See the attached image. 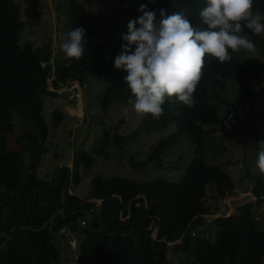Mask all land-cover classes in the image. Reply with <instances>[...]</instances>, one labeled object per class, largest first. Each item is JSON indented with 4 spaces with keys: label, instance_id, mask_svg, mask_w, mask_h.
Masks as SVG:
<instances>
[{
    "label": "trees",
    "instance_id": "1",
    "mask_svg": "<svg viewBox=\"0 0 264 264\" xmlns=\"http://www.w3.org/2000/svg\"><path fill=\"white\" fill-rule=\"evenodd\" d=\"M56 1L55 10L59 5V0H54V6ZM188 3L195 14L184 16L194 28H204L199 15L203 9L199 7L206 6V0H158L148 4L147 10L154 11L159 18L160 9L172 15L175 6L185 7ZM253 13L264 17V0H253ZM140 15L132 9L129 14L132 20ZM114 19L116 23L112 25L102 13L72 0L64 40L66 33L83 27L85 51L79 60L57 55L53 82V88L60 89L78 80L83 88L85 77L102 78L107 84L100 100L105 113L116 104L132 106L128 103L132 93L123 79L127 73L114 67L115 57L121 51L116 15ZM24 27L19 6L12 0H0V264H59L57 241L64 229L63 233L71 231V240L76 241L77 264H173L174 257L192 264H264V227L259 228L255 220L256 210L264 208V177L252 178L256 180L251 191L255 201L239 205L229 217H207L218 215L219 211L217 207L212 210L206 202L209 188L214 189L216 201H225L237 195L240 185L224 165L211 166L203 159L208 139L222 125L218 105L236 108L235 115L239 116L235 99L228 102L224 98L233 82L242 88L238 89L237 99L248 102L244 103L248 112L244 127L249 137L255 139L264 109L256 119L252 118V110L247 108L254 105V88L243 89L255 82L262 85L264 71L247 69L241 57L231 50V60L225 63L206 54L204 75L193 94L197 101L194 107L176 102L175 97L171 102L166 98L162 106L164 115L159 120L142 114L138 127L121 135L119 128L126 119L122 120L114 132L104 129L96 151L97 156L109 159L110 149L124 152L143 137L173 128L156 143L148 160L136 166L153 163L162 167L168 151L186 136L195 147V159L184 178L180 182L161 178L141 183L98 176L91 180L89 195L82 198L75 194L83 180L81 167L91 169L95 164V157L84 150L76 149L73 171L69 166L58 168L51 181L37 176L40 161L47 153L45 142L50 131L43 116V97L54 99L59 94L47 91L52 76V45H21ZM242 34L254 41L255 49L264 57V33L255 35L244 29ZM15 115L19 116L22 128L18 135ZM52 116L54 124L64 120L61 111ZM259 143L255 139L251 146L260 150ZM167 169L176 171L180 165ZM247 176L252 177L249 171ZM90 200H102L100 208ZM205 222L210 229H216L215 241L193 232ZM76 231L83 235L82 239L73 236Z\"/></svg>",
    "mask_w": 264,
    "mask_h": 264
},
{
    "label": "rangeland",
    "instance_id": "2",
    "mask_svg": "<svg viewBox=\"0 0 264 264\" xmlns=\"http://www.w3.org/2000/svg\"><path fill=\"white\" fill-rule=\"evenodd\" d=\"M12 1L19 6L21 18L25 22V27L21 34V45L32 43L34 48H46L49 44L52 45L53 20L49 10L48 0ZM75 1L83 4L90 11L102 13L110 20L112 25L116 23V19H114L116 15L117 21L119 22L118 38L122 44L124 43L122 35L127 33V24L132 20V17H130L131 15L129 16L131 9L136 11L141 5L147 6L158 0ZM71 2L72 0H59V11L58 9L56 10V22L59 27L56 51L61 59L69 58L62 51L61 46L65 42L64 33L68 29V8ZM57 4L58 2L56 1L54 7H56ZM204 7L205 5L199 8L203 9ZM200 9H198V6L195 7L196 11ZM177 12L184 13V15L195 14L192 7L189 6V3L185 7L175 6L174 10L171 11L172 14ZM262 21H264V19H262ZM236 55L241 57L240 59L247 69L257 71V68H260L261 71H264V57H261L257 49L252 51L241 49ZM70 82H68V84ZM231 84L233 85H229L228 93L224 98L228 102L235 99L233 102L238 106L237 110L239 116L235 115L236 108L229 109L226 106H221V104L218 105V102L214 101V103L219 106L218 110L222 125L217 127V132L208 139L203 150V159L208 165H224L227 172H229L236 183L240 185L237 195L231 196L234 199L228 198L225 201H216L214 189H208V198L206 202L212 210L217 207L219 209L218 215L220 216L226 214L230 215V211L231 214L234 213L239 205L245 204L251 200L255 201L254 197L251 195V191L256 180L252 178L264 177V174H261L256 166L259 150L251 146V144L255 142V139L260 140V142L264 141V118H259L262 124L255 133V139L250 138L244 127L246 122L245 118L248 114V112L245 111L246 107L244 103L247 104L248 102L246 99L244 100V98L237 99L239 94L238 89L242 90L240 84H236L235 82ZM106 85V82L99 77L89 75L84 78L85 118L83 124L80 123L82 106L79 101L77 85L59 94L57 98L43 97V116L46 119L50 131L49 137L45 142L47 153L42 157L40 166L37 170L38 178L44 181H51L61 163L70 157V144L72 140L70 133H73L75 130L76 149L84 150L89 155L95 157V164L91 169H87L84 166L81 167L80 172L83 180L80 186L75 189V194L79 197L86 198L89 195L91 191V180L98 176L103 179L122 177L130 181H138L141 183H147L161 178L173 182H180L184 178L189 165L195 159L193 158L195 157V147L189 142L186 136L168 151L162 167L156 166L153 163H149L145 167L136 166V164L148 160L156 143L166 138L173 131V128L162 133L153 134L150 137H143L138 143L129 145L124 152L110 149L109 159L97 156V146L100 145L104 129H109L111 132H114L119 123L126 119L124 122L125 125L119 128V134L126 135L133 132L138 127L139 121L142 118V114L135 112L133 105L124 106L116 104L111 107L107 113L103 112L100 100ZM253 88V95H256L254 97L255 102L253 107L248 106L247 109L252 110L249 114L252 118L256 119L257 114L260 115L261 110L264 109V91H262V89H264V81L262 85L258 82L250 84L244 87L243 91L252 90ZM55 111H61L63 113V122L59 124L53 123L52 115ZM125 112H127V118H125ZM235 118L236 121L234 120ZM14 123L16 124V134L18 135L22 131L19 116H14ZM258 147L260 148V144ZM14 148L17 149V147ZM181 155H183L184 158H179ZM173 164H179L180 169L176 171L168 170L167 167ZM248 171L252 177L247 176ZM226 206L228 209H226ZM255 220L259 228L264 227V208L256 210ZM208 225L209 223L205 222L202 226L195 228L193 232L205 235L215 241L216 229L213 227L210 229ZM64 230L61 232V236H58L57 241V247L60 251L59 264H71L74 261L75 255L72 251V246L69 245L66 239L69 233H63ZM73 236L76 239L83 238V235L77 233V231ZM72 245L75 247L76 241L72 240ZM172 262L173 264H192L191 261H187L181 257H174Z\"/></svg>",
    "mask_w": 264,
    "mask_h": 264
},
{
    "label": "clouds",
    "instance_id": "3",
    "mask_svg": "<svg viewBox=\"0 0 264 264\" xmlns=\"http://www.w3.org/2000/svg\"><path fill=\"white\" fill-rule=\"evenodd\" d=\"M138 12L142 15L130 20L122 35L124 43L114 67L127 73L123 79L135 112L151 114L156 120L164 115L166 98L171 102L175 97L189 108L196 105L193 94L204 75L206 54L219 63L228 62L229 50L255 49L254 41L242 34L244 29L255 35L264 33V17L253 13V0H206L199 13L204 28H194L183 13L166 15L160 9L157 18L146 5ZM85 42L86 29L76 27L66 33L61 48L67 57L79 60ZM124 115L127 118V112ZM259 144L256 166L264 174V141Z\"/></svg>",
    "mask_w": 264,
    "mask_h": 264
},
{
    "label": "water",
    "instance_id": "4",
    "mask_svg": "<svg viewBox=\"0 0 264 264\" xmlns=\"http://www.w3.org/2000/svg\"><path fill=\"white\" fill-rule=\"evenodd\" d=\"M48 5H49V10L52 16V23H53V38H52V60H51V64H52V76L51 78L48 80L47 82V91L50 93H57V94H62L64 92H66L67 90H69L71 87L77 85L78 86V91H79V101L81 103V108H82V117H81V124H83L84 118H85V107H84V91L83 88L81 86L80 81L78 80H74L71 81L68 85L60 88V89H54L53 88V82L56 79V71H57V67H56V56H57V51H56V43L58 41V25L56 22V10L54 7V0H48ZM75 152H76V131L74 130L72 133V140H71V155L70 157L65 160L63 163H61V165L59 166V168L64 167V166H69V168L71 169V171L74 170V163H75ZM70 194L73 195V193L70 190ZM256 200V197H254ZM230 199H234V198H230ZM90 203H95L97 205V208H100L101 204H102V200H90ZM231 216V211H230V215H228L227 217ZM207 217H212V218H219L221 217L220 215H215V216H207ZM72 235V232L69 231V235L67 236V241L70 245V237ZM153 238L155 239L156 237L153 236ZM71 246V245H70ZM72 251L74 252L75 255V260L71 263V264H77L78 260H79V255H78V251L76 246L72 247Z\"/></svg>",
    "mask_w": 264,
    "mask_h": 264
},
{
    "label": "bare ground",
    "instance_id": "5",
    "mask_svg": "<svg viewBox=\"0 0 264 264\" xmlns=\"http://www.w3.org/2000/svg\"><path fill=\"white\" fill-rule=\"evenodd\" d=\"M70 239H71V237H70ZM70 245L73 247V245H72V240L70 241Z\"/></svg>",
    "mask_w": 264,
    "mask_h": 264
},
{
    "label": "built area",
    "instance_id": "6",
    "mask_svg": "<svg viewBox=\"0 0 264 264\" xmlns=\"http://www.w3.org/2000/svg\"><path fill=\"white\" fill-rule=\"evenodd\" d=\"M82 225H85V223H82Z\"/></svg>",
    "mask_w": 264,
    "mask_h": 264
}]
</instances>
